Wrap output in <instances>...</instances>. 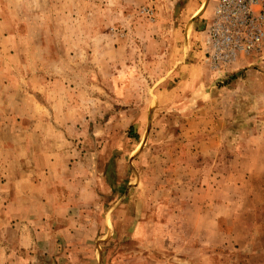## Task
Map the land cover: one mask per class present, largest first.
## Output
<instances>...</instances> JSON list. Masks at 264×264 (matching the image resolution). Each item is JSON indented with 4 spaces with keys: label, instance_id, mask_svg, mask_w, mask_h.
Returning <instances> with one entry per match:
<instances>
[{
    "label": "rangeland",
    "instance_id": "374dc122",
    "mask_svg": "<svg viewBox=\"0 0 264 264\" xmlns=\"http://www.w3.org/2000/svg\"><path fill=\"white\" fill-rule=\"evenodd\" d=\"M216 4L0 0V264H264V43L210 66Z\"/></svg>",
    "mask_w": 264,
    "mask_h": 264
},
{
    "label": "built area",
    "instance_id": "2783aa9c",
    "mask_svg": "<svg viewBox=\"0 0 264 264\" xmlns=\"http://www.w3.org/2000/svg\"><path fill=\"white\" fill-rule=\"evenodd\" d=\"M209 19L207 32L213 66H225L261 49L264 0H217Z\"/></svg>",
    "mask_w": 264,
    "mask_h": 264
},
{
    "label": "crops",
    "instance_id": "0c3cea01",
    "mask_svg": "<svg viewBox=\"0 0 264 264\" xmlns=\"http://www.w3.org/2000/svg\"><path fill=\"white\" fill-rule=\"evenodd\" d=\"M201 6V5H200ZM203 8V6H201V7H198V9L196 10V11H194V13L192 14V15H190V18L189 19H193V17L196 15V13L197 12H200V9H202ZM199 15V14H198ZM197 15V16H198ZM208 22H210V19L208 20ZM207 28V27H206ZM202 34H203V37H204V46H205V50H206V55H207V59L209 60L208 61V64L211 66V47H210V40H209V36H208V32H207V29L206 30H204L203 29V31H202ZM183 43V42H182ZM184 44H186V41L184 42ZM237 62V60L236 61H233V62H230L229 64H226L225 66H219L220 68H230V66L229 65H233V64H235ZM213 68H217V69H220V68H218V67H215V66H212ZM264 119V118H263ZM260 127H261V125H260ZM262 127H264V125H262ZM252 147L254 148L255 146H253L252 145ZM257 149L258 150H262V152H263V154H264V141L262 142V146H260V145H257ZM262 177H263V179H264V172L262 173Z\"/></svg>",
    "mask_w": 264,
    "mask_h": 264
},
{
    "label": "bare ground",
    "instance_id": "6f19581e",
    "mask_svg": "<svg viewBox=\"0 0 264 264\" xmlns=\"http://www.w3.org/2000/svg\"><path fill=\"white\" fill-rule=\"evenodd\" d=\"M198 14H199V12L196 13V15L194 16V18H196ZM187 32H188V31L186 30V31L183 33V37H182L183 42L186 41V38H187Z\"/></svg>",
    "mask_w": 264,
    "mask_h": 264
}]
</instances>
